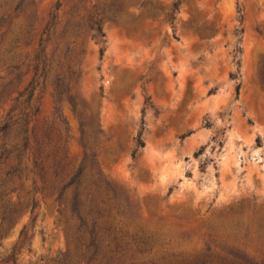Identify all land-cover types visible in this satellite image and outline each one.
<instances>
[{
	"label": "rangeland",
	"instance_id": "374dc122",
	"mask_svg": "<svg viewBox=\"0 0 264 264\" xmlns=\"http://www.w3.org/2000/svg\"><path fill=\"white\" fill-rule=\"evenodd\" d=\"M18 1L0 0V17ZM59 1L62 19L64 0H35L34 40L0 57V262L264 264V0L183 1L150 45L104 19L103 44L54 36L46 53L76 43L48 57L26 120L33 73L15 67ZM148 1L157 20L173 2ZM189 23L216 32L204 42Z\"/></svg>",
	"mask_w": 264,
	"mask_h": 264
},
{
	"label": "trees",
	"instance_id": "16d2710c",
	"mask_svg": "<svg viewBox=\"0 0 264 264\" xmlns=\"http://www.w3.org/2000/svg\"><path fill=\"white\" fill-rule=\"evenodd\" d=\"M64 5L67 11L64 13V17L60 19L57 16L62 4L56 3L54 7L48 13V19L43 26L39 39L38 47L32 52H27L23 56V61L20 65H16L15 69L20 66H24L27 69H31L33 76L29 84L20 92V96L27 94V98L24 101L25 107L23 108V116L27 120L30 115L27 110L30 109V103L32 99L35 87L38 84V80L46 78L45 69L47 68L48 57L54 55L67 57L71 52V47L76 43L75 40L63 44V49H53L46 53L47 46L51 44L53 37H56L57 45L61 44L63 39L74 28H79L80 32L76 35V39L83 35H89L91 41L95 44L105 43L106 34L103 30V19L111 22L122 30L132 32L139 35V40H145L148 45L152 43L154 38L160 37V26L162 24H168L172 26L176 19V14L182 8L183 1L190 2L191 0H173L170 4L168 11L162 20H157L160 12L163 11L162 7H154L152 2L148 0H109L107 1L101 10L98 9V5H88L90 0H64ZM10 0H3L2 7H7ZM134 7L139 12L137 17L128 15L127 12L130 8ZM99 15H102L99 18ZM22 16V17H21ZM80 16L81 24L76 23V18ZM21 17L19 24H13V19ZM37 21V12L35 0H19L13 8L12 15L5 14L0 17V57L9 55L13 60L18 61L21 59L19 50L24 47L30 46L31 42L35 38ZM243 16L241 10H238V22L241 24ZM57 29H59L57 33ZM188 32H192L194 35H198L201 41L208 42L214 35L216 30L213 27H200L199 24L189 23L186 26ZM255 31L258 35H262L261 30L257 27ZM243 33L242 28H237L233 31V36L239 37ZM172 37L176 41H179V37L176 35L175 30H172ZM239 39V38H238ZM163 42L166 43V37L163 38ZM104 49L99 48L98 55L103 57ZM239 50H234L233 62L238 65L239 61L236 58V53ZM83 54V50L80 51ZM65 80V78H63ZM230 79L237 81V75L231 74ZM258 79L260 86L264 92V60L259 61L258 64ZM16 80L19 81V75L16 76ZM64 83L63 80H60ZM240 90V83L235 85V94L238 96ZM140 137V135H139ZM0 200H3V195H0ZM1 204V201H0ZM35 206V204H34ZM15 211L8 213V220H11V216ZM17 253L12 251V254L0 262V264H18L16 259ZM245 258V257H244ZM249 264L253 263L249 258H245Z\"/></svg>",
	"mask_w": 264,
	"mask_h": 264
}]
</instances>
